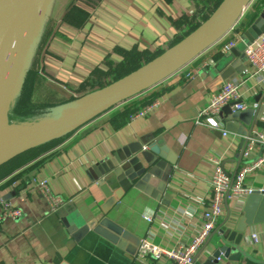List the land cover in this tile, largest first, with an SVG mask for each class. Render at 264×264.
I'll use <instances>...</instances> for the list:
<instances>
[{
  "label": "crops",
  "instance_id": "0c3cea01",
  "mask_svg": "<svg viewBox=\"0 0 264 264\" xmlns=\"http://www.w3.org/2000/svg\"><path fill=\"white\" fill-rule=\"evenodd\" d=\"M205 1L52 0L30 65L37 58L47 84L66 97L87 84L94 86L93 92L106 86L99 85L111 78L110 70L125 58L141 54L153 55L154 59L192 32L191 27L203 22ZM260 3L262 0H253L248 10H255ZM242 34L221 38L160 83L58 138L56 145L2 177L0 204L9 200L23 214L17 219L7 218L0 225V264H61L68 258L75 263L83 261L87 256L84 251L70 255L75 244L63 220L84 223L108 217L140 240L146 238L164 250L191 241L201 225L202 212L209 206L213 159H219L224 171L235 175L261 152L259 147L251 159L243 158L247 128L239 120H229L228 109L215 117L222 125L218 129L197 120L211 95L225 82L240 81L244 100L251 105L257 103L255 110L263 108L254 129L264 133V85L251 74ZM230 36L237 44L223 51ZM233 50L239 56L233 57ZM157 90L161 92L151 113L118 124V111ZM230 122L234 130L227 127ZM141 142L146 143L145 149L166 148L175 162L167 175L165 192L159 193L147 182L141 189L132 187L117 205L105 211L106 197L91 181L92 167L115 151ZM40 178L48 179L51 190L66 200L65 206L54 213L31 184ZM245 182L264 188V164L250 171ZM247 198L224 203L215 229L195 254V264L212 255L225 231L236 226ZM252 234L257 235L256 242H252ZM240 248L250 259L241 255L238 261H229L222 256L220 263L264 264V222L247 228ZM165 261V257L139 259L135 255L124 264Z\"/></svg>",
  "mask_w": 264,
  "mask_h": 264
},
{
  "label": "water",
  "instance_id": "95a60500",
  "mask_svg": "<svg viewBox=\"0 0 264 264\" xmlns=\"http://www.w3.org/2000/svg\"><path fill=\"white\" fill-rule=\"evenodd\" d=\"M251 1L223 0L196 29L136 70L105 87L90 92L76 104L54 108L49 112L53 115L52 118L35 126L14 123L28 131L0 148V166L36 146L74 131L118 103L160 83L220 40L238 22ZM51 2L52 0H0V76L10 64L13 74L7 99V122V113L13 100L12 91L19 78L22 79L20 87L25 82L27 65L29 67L33 49ZM262 33H264V10L243 32L241 39L249 45ZM231 55L239 56L234 50ZM19 85L16 87L18 88L16 96L19 95ZM231 105L232 103L225 105L222 110L228 109V119L239 120L247 128L244 135L250 134L263 108L233 111ZM233 124L230 122L227 127L234 130ZM145 144L133 143L123 147L92 167L91 181L101 187L106 197L103 207L105 211L117 205L118 199H121L132 187L141 189V186L147 182L156 186L159 193L165 192L167 175L175 162L166 154V148L149 146L145 149ZM164 197L171 199L167 194H164ZM62 222L75 244L70 255L74 251H84L87 256L78 263L68 258L61 264H124L129 258L135 257L140 246L139 237H135L108 217L84 223H69L65 220ZM262 222H264V192H256L248 196L243 216L234 228L225 231L221 245L212 255L196 264H221L218 258L222 256L229 261H238L241 255L246 257L240 245L245 239L247 228ZM195 261L194 259V263Z\"/></svg>",
  "mask_w": 264,
  "mask_h": 264
},
{
  "label": "built area",
  "instance_id": "2783aa9c",
  "mask_svg": "<svg viewBox=\"0 0 264 264\" xmlns=\"http://www.w3.org/2000/svg\"><path fill=\"white\" fill-rule=\"evenodd\" d=\"M252 1L248 4L238 22L223 37L236 34L235 27H237ZM236 44L237 41L231 39L223 45L222 50L230 51ZM245 56L250 65L252 76H256L258 84L264 85V33L247 45ZM190 75L189 73L187 74V76ZM242 85L243 83L240 81L225 82L217 92L211 95L207 106L199 112L197 117L198 122L204 123L211 128L218 129L222 125L216 121L215 117L221 112L225 105L232 103L231 108L233 111H244L251 107L256 108L257 103L251 105L244 100V95L241 92ZM156 105L157 101L145 105L132 114L129 119L132 120L136 117L148 115L153 111ZM259 147L261 148V152L257 158L251 162H247L235 175L225 172L219 159H213L214 170L210 180L211 196L209 206L202 212L201 225L197 234L191 241L177 243L172 249L164 250L153 245L148 239L144 238L140 240V246L137 250L136 257L139 259H144L147 256H152L157 259L165 257L167 261L163 264H195V254L215 229L219 218L223 214L224 203L226 201H233L237 197L249 196L256 192H264V188H256L247 185L245 182L246 176L250 171L264 164V133L259 129H253L250 134L245 137V145L242 150L243 158L246 160L251 159ZM31 184L39 189L42 196L48 202L49 209L52 213L65 206L66 200L51 190L48 179H33ZM22 214V210L11 201H1L0 225L5 219H17L21 217ZM251 240L252 242H256L257 235L252 234ZM218 260L221 261V257L218 258Z\"/></svg>",
  "mask_w": 264,
  "mask_h": 264
},
{
  "label": "trees",
  "instance_id": "16d2710c",
  "mask_svg": "<svg viewBox=\"0 0 264 264\" xmlns=\"http://www.w3.org/2000/svg\"><path fill=\"white\" fill-rule=\"evenodd\" d=\"M220 2L221 0H206L203 4L205 11L202 13L201 21L206 20L217 8ZM256 3L254 2V6L256 5ZM263 8L264 0H262V3L255 7V10H247L242 19L239 21L237 27H235V32H244L245 30H247ZM198 25L199 23H196L193 27H191V30L197 28ZM232 37L233 36H230L229 38L231 39ZM152 58L153 55L132 54L131 56L125 58V60L120 64L116 65V67L111 69V78L107 80V82L100 84L99 86L102 87L118 80L126 74L136 70ZM36 59L31 64L21 94L11 105L9 116L11 121L21 119L23 115H36L37 113L41 112L42 109H45L53 104L49 99H56L57 97H60L59 95H57V93H55V91H53V89L49 88L46 82L47 78L42 72L39 62ZM93 88L94 86H89V84L78 87V89L82 91L86 90V92L93 90ZM160 92V90H157L155 92H152L145 98L135 100L131 104L125 105L122 111H118L116 113L118 117V124L120 125L125 123L126 120H129L130 116L136 111L140 110L145 105L152 103ZM55 95L57 96L56 98L54 97ZM59 140L60 139H56L36 146L33 149H30L6 162L2 166H0V179L6 176L8 173L12 172L17 167L22 166L23 164L33 160L43 152L47 151L49 148L56 145Z\"/></svg>",
  "mask_w": 264,
  "mask_h": 264
},
{
  "label": "rangeland",
  "instance_id": "374dc122",
  "mask_svg": "<svg viewBox=\"0 0 264 264\" xmlns=\"http://www.w3.org/2000/svg\"><path fill=\"white\" fill-rule=\"evenodd\" d=\"M223 0H221L222 2ZM220 2V3H221ZM219 6V5H218ZM31 65H27V71H26V74H25V79L27 77V74L29 72V69H30ZM26 69V67H25ZM21 78H19V80L17 81V84L14 88V90L12 91V96H13V100L11 103L15 102L17 97H19V95L21 94L22 92V89H23V86L24 84L20 87V83H21ZM110 84V83H109ZM20 87V91H19V95H17L18 93V88L16 89V87ZM51 85V86H50ZM48 85L49 88L53 89V91H55V93H57V95H59L60 97H57L56 95L54 96L56 99H49L53 104L45 109H42L41 112L37 113L36 115H23V117L21 119H18L16 121H11L9 116H10V111H11V108L9 109L8 111V124L9 125H14L15 124H26L28 126H35L41 122H44L46 121L47 119H50L52 118L53 115H51L49 112L52 111L54 108H57V107H60V106H63V105H73V104H76L77 102H79L80 100H82L85 96H87V94H89L90 92L92 91H82L80 89H74L72 91V93L70 94V96L66 97L62 92H59L58 90H56L54 87V85L50 84ZM53 86V87H52ZM53 98V97H52ZM12 105V104H11ZM50 114V115H49Z\"/></svg>",
  "mask_w": 264,
  "mask_h": 264
},
{
  "label": "bare ground",
  "instance_id": "6f19581e",
  "mask_svg": "<svg viewBox=\"0 0 264 264\" xmlns=\"http://www.w3.org/2000/svg\"><path fill=\"white\" fill-rule=\"evenodd\" d=\"M10 65L9 67L7 66L5 68L4 72L0 76V148L25 135L28 131L23 127L9 125L6 120L9 85L13 80V74Z\"/></svg>",
  "mask_w": 264,
  "mask_h": 264
}]
</instances>
